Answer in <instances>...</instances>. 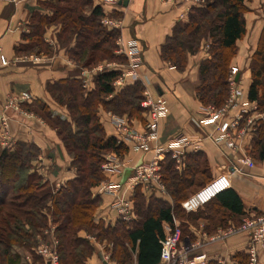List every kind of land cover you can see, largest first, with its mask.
<instances>
[{"label":"trees","instance_id":"obj_1","mask_svg":"<svg viewBox=\"0 0 264 264\" xmlns=\"http://www.w3.org/2000/svg\"><path fill=\"white\" fill-rule=\"evenodd\" d=\"M245 1L203 0V4L191 8L186 22L175 25L172 35L161 47L162 60L183 71L188 55L197 54L202 44L208 42L209 58L200 63L195 91L205 107L221 109L230 97L229 77L237 55V42L247 33ZM46 8L50 16L35 14L33 17L27 37L33 43L31 51L45 49L48 53L44 33L47 27L56 25L60 28V45L69 48L71 59L81 68H94L116 58L112 50L118 48L120 30H109L102 24L105 13L94 0H50ZM73 41L75 45L69 47ZM18 51L21 50L17 48ZM124 59L120 64H127L125 56ZM250 70L252 83L248 99L258 104V111L264 112V28ZM119 77V70L104 69L97 75L91 91H86L83 81L76 77L48 84L47 91L59 106L67 109L68 117L53 112L39 101L35 104L39 106L32 107L57 131L71 158V168L76 172L60 189L52 190L49 181L36 171L34 162L40 154L36 145L19 143L14 150L0 146V264L8 263L14 245L33 246L34 236L28 230L36 236L49 223L55 228L60 264H86L95 254L93 240L112 243V260L118 264H131L133 252L136 264H161V241L167 235L164 225L175 230L174 220L183 212L195 216L186 221L193 224L205 216L201 209L187 212L181 207L196 176L205 175L209 169L206 155L194 152L186 154L182 171L177 169V161L171 155L162 163L163 182L173 204L137 188L133 199L135 220L119 219L108 227L96 222L95 214L102 200L93 194V189L106 178L102 168L105 157L110 153L123 157L128 152L116 137L106 134L99 111L103 108L129 119H139L145 112L141 107L144 85L136 81L116 91L113 83ZM255 135L252 158L255 162H264V121H257ZM201 165L205 169H200ZM208 206L209 214L205 218L210 222L209 234L227 227L228 220L238 223L246 215L243 202L233 189L217 193L205 207ZM82 231L87 238L80 236ZM234 262L249 264V256L239 253L234 256Z\"/></svg>","mask_w":264,"mask_h":264},{"label":"crops","instance_id":"obj_2","mask_svg":"<svg viewBox=\"0 0 264 264\" xmlns=\"http://www.w3.org/2000/svg\"><path fill=\"white\" fill-rule=\"evenodd\" d=\"M49 1H0V55H4L9 61L7 66H3L0 61V113L12 96L20 99L22 109V112L6 111L10 118L9 133L6 138L0 134V146L14 150L19 143L36 145L40 154L34 162V167L45 180L49 181L53 189L58 190L73 179L76 172L71 168V158L57 131L36 114L32 107L34 108L39 101L48 105L53 112L68 117L67 109L59 106L47 91L48 84L76 77L83 83H88V91H91L95 88V79L99 73L104 69L118 70L122 64L114 63L110 67L101 64L99 67L81 68L71 59L69 48L60 45L58 38L60 28L56 25L47 27L44 33L43 41L48 47V53L45 49L31 51L33 43L27 37L32 30L33 17L35 14L50 16L51 12L46 8ZM245 5L248 7L245 14L247 33L237 42L238 54L231 66L239 68L237 84L241 89V96L237 108L232 110L231 115H239L246 109L250 112L249 117L258 119V114L254 112L258 104L249 101L248 93L252 83L250 63L264 28V0H246ZM194 6L193 3H184L182 0H128L126 6L118 4L115 7H105L104 13L120 23V38L124 42L135 39L142 45L143 67L140 69V81L145 87V94L152 97L163 95L169 102L170 113L162 120L159 130L160 141L153 145H164L170 137L184 134L200 142L198 150L188 149L187 154L203 152L207 157L212 186L198 195L199 206L193 202L183 205L187 212L201 209L205 214L196 223H189L191 241L202 245L196 254L204 256L206 264L212 261L235 264L234 256L239 253L248 255L250 260L249 251L252 244L249 236L238 234L218 244H204L205 234H208L207 228L210 225L209 220L205 218L209 214V206L204 207V204L214 199L217 193L233 189L240 196L246 214H264V162L256 161L254 168L246 167L242 163L243 157L248 155V149L251 148L255 131L244 137L237 150H231L224 145H217L209 138V135L217 134L215 126L205 128L197 126L210 112L209 107L203 106L197 99L195 92L199 84L200 63L209 58L208 46L203 43L197 54L188 55L187 66L183 71L177 70L161 58V47L167 37L172 35L177 23L188 20L189 12ZM74 45L73 41L69 47ZM17 48L21 51L17 52ZM120 48L119 45L117 52L122 54ZM111 115L112 113L103 108L99 111L100 122L106 134L109 137H116ZM129 120L139 132L143 131L145 121ZM155 153V151L141 153L130 147L122 159L130 161L129 165L121 168L120 173L107 172L106 176L125 188L133 175V168L152 160ZM96 193L97 187L93 189V194L97 195ZM134 196L135 190L127 191V197L134 199ZM156 196L170 201L168 195ZM100 197L102 202L95 214V220L103 222L106 227L114 226L119 217L110 208L113 197L110 195ZM228 223L233 224V221L228 220ZM164 228L167 234L171 230L167 224ZM80 236L87 238L85 232H81ZM93 244L95 254L86 264H107L99 257V251L105 245L97 242ZM258 259L259 264H264V251L259 250Z\"/></svg>","mask_w":264,"mask_h":264},{"label":"built area","instance_id":"obj_3","mask_svg":"<svg viewBox=\"0 0 264 264\" xmlns=\"http://www.w3.org/2000/svg\"><path fill=\"white\" fill-rule=\"evenodd\" d=\"M96 5L103 10L107 6H118L124 0H94ZM184 3H193L195 6L199 5V0H182ZM102 24L109 30L119 29L120 23L105 15L102 19ZM118 46L120 45V53L124 54L128 59L126 65L120 66V77L113 83L116 91H120L123 87L140 81V69L143 67V47L138 40H130L124 42L121 38L118 39ZM2 65H8L9 62L4 55H0ZM110 67V66H109ZM238 67H232L230 70L229 81L231 84L230 97L226 104L221 109L209 107L210 112L205 115L204 119L200 121L197 126L209 127L215 126L216 135L210 136L217 145H224L228 149L237 150L240 147L244 137L250 132L255 131V124L257 121H264V112H260L255 108L258 119L250 116L248 110H243L239 115H231L232 110L237 108L240 101L241 89L238 87L237 74ZM84 75L86 72L83 73ZM83 87L88 91L89 85L84 82ZM141 107L145 110L146 117L143 131L139 132L134 124L126 117L111 115V120L116 129V139L118 143L125 145L128 149L132 147L134 150L141 153H148L155 151V157L146 163L139 164L133 168V175L128 180L125 188L117 182L106 178L97 186V195H110L113 201L110 208L114 210L119 219L129 222L134 214V201L127 197L128 190H136L140 188L144 194H162L165 189L161 184V166L167 155H171L177 161L180 168L183 164L188 149L198 150L200 142L191 139L184 134H177L170 137L164 145L159 143V130L161 122L170 113V106L168 100L163 95L152 97L145 94V98L141 103ZM15 109L21 111L20 99L15 96L10 97L5 105L4 112L0 113V134L6 138L9 133V117L6 114L8 109ZM130 161H123L118 158L116 154H111L107 157V161L103 164V172L120 173L121 168L129 165ZM243 165L249 168L256 166L255 161L248 155L242 159ZM127 190V191H126ZM175 222V230H170L166 238L161 241L162 244V261L161 264H206L204 256L192 258L190 253L192 244L190 241L182 240L180 228ZM224 228H219L217 234L206 238L207 244L217 243L228 236H234L240 233L247 234L252 244L250 254V264H259V250L264 251V214L251 213L246 214L242 218L240 226L231 225L227 231ZM93 242H96L93 240ZM190 243V244H189ZM58 241L54 240L52 247H40L38 254L44 258L45 264H60L59 254L57 250ZM108 247H111L110 245ZM193 247V248H194ZM100 259L107 264H116L111 259V255L105 251V247L99 251ZM24 264H32L30 260ZM220 264H223L222 262Z\"/></svg>","mask_w":264,"mask_h":264},{"label":"rangeland","instance_id":"obj_4","mask_svg":"<svg viewBox=\"0 0 264 264\" xmlns=\"http://www.w3.org/2000/svg\"><path fill=\"white\" fill-rule=\"evenodd\" d=\"M0 1H5V0H0ZM94 3H95V1H94ZM204 2H203V0H199V5H201V4H203ZM86 13L87 14H89V10L87 9L86 10ZM118 42V41H117ZM204 45L207 47L208 46V42H204ZM113 52H114V55H115V57L116 58H114V60H111V61H103V62H101L100 64H98L97 65V67H99V66H101V64H107L108 65V67L109 66H111V65H113L114 63H124L125 62V59H124V56L122 55V54H119L117 51H118V48H117V50L116 49H114V50H112ZM237 54H238V50H237ZM237 56V55H236ZM1 61V60H0ZM127 61H128V59H127ZM9 62V61H8ZM128 63V62H127ZM2 64V63H1ZM9 65V64H8ZM124 64H122V66H123ZM4 66V65H3ZM5 66H7V65H5ZM232 68V67H231ZM231 84H230V92H231ZM6 105V104H5ZM35 106H39V105H34V107ZM41 106V105H40ZM20 107H21V105H20ZM5 109V108H4ZM8 110H13V111H15V112H22V109H21V111H18V110H15V109H8ZM7 110V111H8ZM3 112H4V110H3ZM111 113V112H110ZM7 114V113H6ZM113 114V113H112ZM113 115H115V116H119V115H116V114H113ZM120 117H122V116H120ZM139 120H141V121H146V117L144 116V114H143V116L141 115V116H139ZM9 122H10V118H9ZM256 124H257V122H256ZM256 124H255V128H256ZM256 135L254 134V137H255ZM7 137V136H6ZM111 154H113V153H110V154H107L106 155V161H107V157L109 156V155H111ZM252 154H253V146L251 145V148H249L248 149V156H250L251 158H252ZM117 157L118 158H121V160L124 158V156L122 157V156H118L117 155ZM168 159H170V157L169 158H167V156H166V158H165V160L164 161H168ZM253 159V158H252ZM254 160V159H253ZM105 161V162H106ZM164 161H163V163H164ZM175 166L177 167V169L179 170V171H182V168H183V164H182V166H181V168H180V166H179V164H175ZM201 168L200 169H205V166L203 165H201L200 166ZM208 171H207V173H205V175H202V174H198L197 176H196V180H195V183H194V185L192 186V187H190L188 190H187V198H186V200H184V202H183V205L184 204H186V203H190V202H193V204H195V205H198V203H199V199H197L198 198V195L199 194H201L203 191H205V190H207V188L209 189L211 186H212V181L210 180V177H209V169H207ZM204 171H206V170H204ZM160 173H161V184H162V186L164 187V189H165V193H162V194H164V195H168V191H167V189H166V186H165V183L163 182V174H162V166H161V170H160ZM104 176L107 178V176L104 174ZM106 178H105V180H106ZM52 190H53V187L51 188ZM160 195V194H159ZM169 196V195H168ZM160 199V198H159ZM162 200V199H161ZM170 201H168L170 204H173V201L171 200V198L169 199ZM213 199H211V200H209L207 203H205L204 204V207L207 205V204H211V201H212ZM197 201V202H196ZM197 203V204H196ZM183 205L181 206V207H183ZM194 205V206H195ZM199 206V205H198ZM181 210H182V212H183V209L181 208ZM197 211V210H196ZM192 217H195L194 215H192V214H189V215H187V213H184L183 212V214L182 213H180L179 214V216L177 217V224H178V226L180 227V232H181V239L182 240H187L188 242L190 241L192 244H196V246L194 247V245H193V247H192V250L190 251V252H188V253H190V255H191V257L192 258H194V257H200V255H197L196 253H197V251L199 250V249H201L202 248V245L201 244H198V243H196V242H193V241H191V239H190V237H191V231H190V229H189V223L190 222H186L187 221V219L188 220H191L192 219ZM242 224V219H241V221L240 222H238V223H234L233 222V224H231V223H229L228 225H227V227H225L224 229H226L225 231H227V229L231 226V225H235V226H240ZM219 228H217L213 233H211V234H205V238H208V237H211V236H214V235H216L217 233V230H218ZM55 228H54V226H53V224H51V223H49V225H48V228H45V229H41L40 230V232H39V235H36L35 236V234L32 232V230H28L29 232H30V235H33L34 236V244H33V246L31 247V248H29V247H27L26 245H14L13 247H12V249H11V251H10V255H9V261H8V263L7 264H24L25 262H27L28 260H30L31 262H32V264H45V262H44V258L42 257V256H40V254H38V250H39V248L40 247H43V246H47V247H49V248H51L52 247V244H53V241L54 240H57L56 239V235H55ZM83 232V231H82ZM240 234H244V233H240ZM238 235V234H237ZM235 236V235H234ZM189 237V238H188ZM231 237H233V236H228V237H225V238H223L222 240H219L217 243H212V244H218V243H221V242H223V241H227L229 238H231ZM192 238V237H191ZM96 241V240H95ZM97 243H100L102 246H104L105 247V251L107 252V253H109L110 255H111V259H112V249H113V244L112 243H108V242H103V241H101V242H98V241H96ZM128 243V242H127ZM190 244V243H189ZM204 244H207V242L205 241V243ZM111 246V247H108V246ZM129 246V245H128ZM57 247H58V244H57ZM103 247V248H104ZM58 250V249H57ZM131 264H136V253L135 252H133L132 254H131ZM116 264H118L117 262H116ZM220 264V263H219ZM224 264V263H223ZM249 264H250V260H249Z\"/></svg>","mask_w":264,"mask_h":264},{"label":"water","instance_id":"obj_5","mask_svg":"<svg viewBox=\"0 0 264 264\" xmlns=\"http://www.w3.org/2000/svg\"><path fill=\"white\" fill-rule=\"evenodd\" d=\"M120 4H123L124 6H126L128 4V0H124L123 2H120ZM238 81V79H237Z\"/></svg>","mask_w":264,"mask_h":264}]
</instances>
